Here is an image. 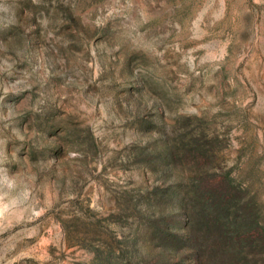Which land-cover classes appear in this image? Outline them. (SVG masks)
Segmentation results:
<instances>
[{
  "label": "rangeland",
  "instance_id": "rangeland-1",
  "mask_svg": "<svg viewBox=\"0 0 264 264\" xmlns=\"http://www.w3.org/2000/svg\"><path fill=\"white\" fill-rule=\"evenodd\" d=\"M0 193V264H264V0H0Z\"/></svg>",
  "mask_w": 264,
  "mask_h": 264
},
{
  "label": "clouds",
  "instance_id": "clouds-1",
  "mask_svg": "<svg viewBox=\"0 0 264 264\" xmlns=\"http://www.w3.org/2000/svg\"><path fill=\"white\" fill-rule=\"evenodd\" d=\"M13 187L14 185L10 182L8 184V188L11 189ZM6 196L9 197L7 201L5 199ZM14 207H15V198L11 197L9 193H0V222H2L6 218V216H9L12 214V210ZM34 211H33V214H34Z\"/></svg>",
  "mask_w": 264,
  "mask_h": 264
}]
</instances>
